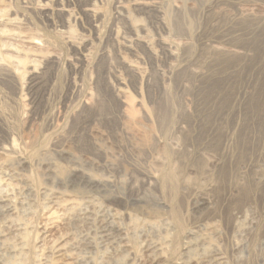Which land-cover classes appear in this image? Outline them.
Returning a JSON list of instances; mask_svg holds the SVG:
<instances>
[{
    "label": "rangeland",
    "instance_id": "obj_1",
    "mask_svg": "<svg viewBox=\"0 0 264 264\" xmlns=\"http://www.w3.org/2000/svg\"><path fill=\"white\" fill-rule=\"evenodd\" d=\"M0 2L25 19L29 36L50 47L45 46L44 53H48L42 56L48 54L49 59L54 55L57 60L39 63V73L33 72L28 60L19 73L9 77L0 73V124L13 131L16 141L26 136L34 138L28 148L20 146L19 150L29 162L30 178L38 189L35 216L29 217L30 239L49 244L58 235L50 230L49 237L42 239L41 226L48 210H41L47 201L42 195L45 186L40 183H47L45 170L48 163L54 162L63 167L58 171L59 178L67 179L72 166L60 155L66 152L98 178L112 181L106 193L96 195L100 202L106 203L105 197L111 195L119 196L123 203L136 198H161L146 184V177L155 175L177 193V198H165L179 205L186 231L201 234L208 221L203 218L211 213L217 220L235 215L236 229L227 231L221 221L223 226L211 235L209 243L224 254L229 264H264V0H130L137 4L135 19L150 36L167 39L166 43L174 48L181 43L182 47L175 50L176 58L169 60L162 57V46L158 44V57H149L142 48L134 53L118 51L107 42L110 29L116 25L119 0H102L100 32L83 33L79 37L85 41L78 47L63 41L40 12L25 9L24 0ZM118 27L125 29L122 24ZM211 43L219 49L214 55L208 47ZM80 53L87 56L88 63H81ZM119 56L129 63L142 64L146 77L143 84L125 68ZM194 73L205 76L196 78ZM116 75L153 117L161 147L151 145L139 156L125 138H116L111 125L97 122L96 126L108 136L107 148L101 153L104 142H93L87 136L88 129L80 127L83 117L76 116V110L84 97H75V86L95 93L103 90L107 81L114 83ZM181 78L187 81L184 92L177 91ZM164 87L166 90L160 94L157 90ZM194 97L202 103L197 109ZM109 103V98L102 102V112L110 110ZM36 108L40 114L34 117ZM141 116L138 111L137 117ZM178 124L184 125L183 134ZM202 198L210 206L194 210ZM112 207L126 211L125 206ZM131 210L127 212L133 214ZM148 260L145 253L140 264H151Z\"/></svg>",
    "mask_w": 264,
    "mask_h": 264
},
{
    "label": "bare ground",
    "instance_id": "obj_2",
    "mask_svg": "<svg viewBox=\"0 0 264 264\" xmlns=\"http://www.w3.org/2000/svg\"><path fill=\"white\" fill-rule=\"evenodd\" d=\"M100 3L102 4V0H46L44 2L24 0L25 9L38 11L44 15L49 26L57 31L58 36L74 47L83 45L85 40L79 37H82L83 33L98 30V22L101 20ZM136 6L137 4H133L130 0H119L115 16L116 25L110 29L108 37L104 36L107 37V42L116 46L118 51L124 49L134 53L136 48H142L149 57L152 55L158 57L155 47L158 44L162 46L161 55L165 60L174 58L175 54L177 55L175 50L181 43L178 42L179 46L176 45L174 48L166 43L167 39L160 40L161 38L150 36L147 29L138 24L133 15L137 10ZM245 15L249 17L246 13ZM19 16L11 7L0 2V59L2 60L0 73L6 77L19 73L27 60L34 73H39V63L57 61L54 55L49 56V59L46 58L48 54L46 57L42 56L47 44L44 45L39 38L29 36L25 32V19ZM120 24L125 26L124 30H120L118 27ZM76 28L80 29L81 33H78ZM157 40H159L158 43H156ZM208 47L212 55L219 50L212 43ZM80 58L82 64L89 62L84 54ZM122 63L136 79L144 83L145 71L140 62L129 63L123 58ZM165 75L163 79L167 77ZM194 75L196 78L205 76L203 73L201 75L194 73ZM114 78V83L107 81L104 89L97 90L95 93L90 90L84 92L83 89L75 86L72 92L75 97H84L77 104V113L74 109L76 116L83 117L80 127L88 129L87 136L93 142L97 144L104 142L103 147H100L102 149H99L100 152L106 150L108 136L96 126L97 122L111 125L116 138H125L139 156L141 152L149 150L151 145L161 147L163 142L155 133L153 117L141 100L137 102L131 95L122 78L118 75ZM182 78L177 85L179 92H184L188 88L187 81ZM166 88H159L157 91L161 94V91L164 93ZM203 91L205 92L206 89ZM107 98L111 104L109 103L110 110L105 113L99 106L101 107L102 102ZM197 98H195L196 109L202 104L200 98ZM138 111L142 112L140 118L137 117ZM39 114L36 108L32 116L37 117ZM183 119L182 115L181 124L184 123ZM178 125L179 132L183 134L184 125L181 127L180 124ZM12 132L7 125L0 124V264H140L145 253L151 264H229L224 254L212 247L209 241L218 227L223 226L221 221L224 222L227 231L235 230L238 219L235 215L217 220L218 217L211 213L203 218L208 221L203 226L201 234L186 231L185 215L181 213L179 205L175 206L173 199L165 198L166 195L177 198V193H174L161 178L158 179L155 175H148L146 184L159 193L161 198L154 200L136 198L131 199L129 203H123L119 196L111 195L105 197L106 203L100 202L96 195L101 197L102 193H106L107 189L112 187V181L107 178H98L93 174L94 172L86 169L85 165H81L82 163L80 164L75 156L66 152L60 155L72 166L69 167L67 179L63 181L59 178L58 171L63 167L62 164L54 162L48 163L45 170L47 183L44 184V180L40 183L41 187L45 186H43L42 195L47 201L43 207L41 206V210H48V216L41 226L42 239L49 237L50 230H56L58 235L49 244L42 243L43 241L38 242L36 238L30 239L29 229L32 225H30L29 217L35 216L33 214L36 212L34 198L38 195V189L30 178L29 162L20 155L19 150L20 146L28 148L34 138L26 136L16 141ZM107 134L110 133L107 132ZM210 204L203 199L194 210L205 209ZM115 205L125 206L126 211L114 210L112 206L115 207ZM130 208L133 214L127 212ZM124 219L128 220L130 225Z\"/></svg>",
    "mask_w": 264,
    "mask_h": 264
}]
</instances>
